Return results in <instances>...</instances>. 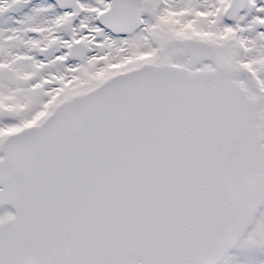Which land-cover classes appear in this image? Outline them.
<instances>
[{
    "label": "snow or ice",
    "instance_id": "obj_1",
    "mask_svg": "<svg viewBox=\"0 0 264 264\" xmlns=\"http://www.w3.org/2000/svg\"><path fill=\"white\" fill-rule=\"evenodd\" d=\"M0 264H264V0H0Z\"/></svg>",
    "mask_w": 264,
    "mask_h": 264
}]
</instances>
